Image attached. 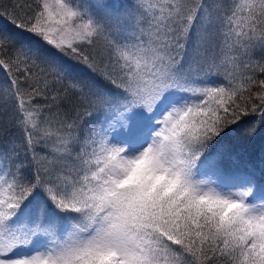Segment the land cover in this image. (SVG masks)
I'll return each instance as SVG.
<instances>
[{
	"label": "snow or ice",
	"instance_id": "obj_1",
	"mask_svg": "<svg viewBox=\"0 0 264 264\" xmlns=\"http://www.w3.org/2000/svg\"><path fill=\"white\" fill-rule=\"evenodd\" d=\"M0 21V264H264V0H10Z\"/></svg>",
	"mask_w": 264,
	"mask_h": 264
},
{
	"label": "trees",
	"instance_id": "obj_2",
	"mask_svg": "<svg viewBox=\"0 0 264 264\" xmlns=\"http://www.w3.org/2000/svg\"><path fill=\"white\" fill-rule=\"evenodd\" d=\"M10 0H0V5H7ZM4 21H0L3 24ZM258 76L264 78V74L257 73ZM97 79H99L97 77ZM7 83V77L0 71V88L4 87ZM13 105H0V147L9 146L14 138H18L20 133L16 125L11 122L13 117ZM246 120L252 119L251 117L245 118ZM264 145V137H257L255 144L250 149L253 156L258 157L261 146Z\"/></svg>",
	"mask_w": 264,
	"mask_h": 264
}]
</instances>
